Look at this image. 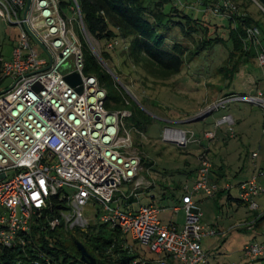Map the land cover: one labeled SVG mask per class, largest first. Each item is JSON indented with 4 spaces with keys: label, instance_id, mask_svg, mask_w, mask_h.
<instances>
[{
    "label": "built area",
    "instance_id": "1",
    "mask_svg": "<svg viewBox=\"0 0 264 264\" xmlns=\"http://www.w3.org/2000/svg\"><path fill=\"white\" fill-rule=\"evenodd\" d=\"M71 1V10L85 29L77 0ZM220 7L236 10L230 0H218L213 12ZM25 8L26 0H0V17L19 27L10 58L0 60V82H10L0 92V248L17 246L24 251L32 226L57 195L65 205L58 209L57 217L46 219L52 230L64 226L66 230L86 231L90 222L85 210L91 208L98 222L116 229L120 238H130L152 253L169 256L154 261L156 264H206L207 254L201 247L205 228L192 195L213 197L221 190L209 180L212 165L207 155H198L190 193L181 198L185 211L181 229L171 218L163 224L161 208L155 203L126 209L128 199H137L144 184L143 156L135 136L124 125L131 112L104 108L105 90L95 77L83 73L82 43L68 25L71 19L61 13L60 0H30L24 14ZM248 36L257 39L259 32L249 29ZM117 43L108 41L105 47L114 49ZM257 62L264 64V52L258 53ZM73 73L80 78L74 86L65 78ZM78 87L82 88L80 93ZM262 96L258 92L257 96L224 97L207 109L211 112L233 99L264 103ZM223 124H234L230 114L217 120V126ZM213 137V132H204V139ZM162 141L186 146L189 137L181 129L165 127ZM257 156L252 153L253 158ZM256 177L237 184L238 200L249 210L258 208L254 197L264 194ZM147 183L148 188L151 182ZM123 186L128 189L123 190ZM231 188L226 182L222 190ZM121 246L131 249L126 243ZM244 255L264 257V243L245 245ZM28 263L60 264L37 247Z\"/></svg>",
    "mask_w": 264,
    "mask_h": 264
},
{
    "label": "rangeland",
    "instance_id": "2",
    "mask_svg": "<svg viewBox=\"0 0 264 264\" xmlns=\"http://www.w3.org/2000/svg\"><path fill=\"white\" fill-rule=\"evenodd\" d=\"M217 1L208 3L217 4ZM230 1L236 5L237 13H246L261 20V10L257 3H248L246 0ZM200 2L201 0H197L192 4L197 7L192 11H198ZM61 13L67 20L71 19L68 25L73 26L84 44L123 92L135 102L136 107L142 108L153 119L144 127H135L136 131L134 126L130 125V117L124 120L125 127L140 144L139 149L143 156L141 176L144 184L138 190V198L130 208L135 209L139 204L155 203L161 208L162 223L168 224L173 204L179 203L182 194L190 193L198 166L197 157L207 146L210 148L208 156L213 164H225V176L232 185L250 178L256 168L260 172L256 173L257 182L264 185V103L233 99L211 112L207 109L224 97L257 96L258 92H263L264 99V64L260 65L256 57L240 65L238 72L231 79H222L216 74L215 68L226 58L227 48L224 44L215 45L213 49L204 51L186 64L178 75L169 80L146 81L132 66L121 64L120 55L126 41L119 38L116 48L107 50L106 42L97 41L83 29L70 5L66 4ZM196 17H206L211 27L217 25V34L226 38L227 18L224 14L213 15L207 10L205 15L198 13ZM18 33L17 25L0 17V59L10 58ZM104 49L109 51L111 59H101L100 53ZM44 55L46 56L45 53ZM9 85L10 82L0 84V92ZM142 99L147 102L143 100L144 105H139ZM224 114L232 116L235 121L232 126L216 125L217 120ZM165 127L187 132L188 144L177 146L175 143L163 142L162 131ZM205 131L213 132L215 137L204 140ZM253 152L258 154L256 158L252 157ZM150 164L152 165L149 166ZM147 182H152L153 186L147 188ZM121 188L128 189L127 186ZM192 198L200 209V223L205 228L206 234L201 238V244L202 250L207 254L206 264H264V257L244 255L245 245L264 243V194L254 197L258 205L256 210H249L246 204L234 200L238 199L236 186L229 192H219L213 197L195 193ZM93 211L86 208V216L91 224L96 223L99 226L98 216H94ZM174 219L178 226H181L185 221L184 209L174 213ZM78 231L80 230H66L64 226H59L51 232L49 239L60 240L65 251L75 255L76 251H79L73 236L79 233ZM76 236L82 241L79 234ZM86 245L88 250L93 252L91 246ZM128 245L137 253H150L146 245L130 238Z\"/></svg>",
    "mask_w": 264,
    "mask_h": 264
},
{
    "label": "trees",
    "instance_id": "3",
    "mask_svg": "<svg viewBox=\"0 0 264 264\" xmlns=\"http://www.w3.org/2000/svg\"><path fill=\"white\" fill-rule=\"evenodd\" d=\"M208 1L212 0H201L198 11H192L197 8L192 5L197 0H77V4L83 26L94 39L107 43L122 38L127 42L121 51V64L132 66L141 73L143 80L165 82L178 75L186 64L204 51L223 44L227 48V55L215 68V72L222 79H231L240 65L248 63L251 58L257 59V52H264V0H246L259 5L261 20L246 13H237V7L231 12L220 7L214 13L216 4H209ZM66 4L71 6L72 1H60V8ZM207 10L213 15L224 14L227 18L225 39L217 34V25L211 27L206 17H196L198 13L205 15ZM249 29L258 30L257 39L248 36ZM80 40L84 59L83 73L95 77L99 86L105 90L104 108L108 111L129 110L130 125L134 128L152 122V117L142 108L136 107L135 102L123 92L84 44L82 37ZM108 52L105 49L101 51V59H111ZM143 100L147 102L142 99L139 105H144ZM135 144L139 148L136 139ZM209 152V149L202 151L208 158ZM144 165L147 166L146 163ZM234 200L239 202L238 199ZM50 205L42 217L37 219L38 224L32 226L31 239L24 251L17 246L0 248V264H29L28 259L36 247L44 249L60 264H90L81 259L80 252L71 255L65 251L60 240L49 239L54 230L46 219L57 217L58 209L64 208L65 200L55 195L51 197ZM78 232L82 241L76 233L73 240L85 247L95 264H156L154 261L158 259H169L166 254L150 251L140 254L132 248H123L121 245H128V238H120L116 229L104 224L98 226L90 223L86 231ZM86 244L91 246L93 252L88 250Z\"/></svg>",
    "mask_w": 264,
    "mask_h": 264
},
{
    "label": "crops",
    "instance_id": "4",
    "mask_svg": "<svg viewBox=\"0 0 264 264\" xmlns=\"http://www.w3.org/2000/svg\"><path fill=\"white\" fill-rule=\"evenodd\" d=\"M234 123H235V121H234ZM215 137V136H214ZM213 137V138H214ZM212 138V139H213ZM204 140H206V139H204ZM204 142V141H203ZM206 149H210L209 148V146H207V147H205L204 148V150H206ZM203 150V151H204ZM202 153V152H201ZM200 153V154H201ZM209 159V158H208ZM197 160H198V157H197ZM210 160V159H209ZM210 162H211V165H212V168H211V171H210V175H209V180H210V182L212 183H216L217 185H218V187L221 189L220 191H218V193L220 192V193H223L224 192V190H222L223 189V187H224V185H225V183L226 182H229V183H231L230 181H228L227 180V178H226V176H225V173H226V166H225V164H223V163H221L220 165H215V164H213V162L210 160ZM199 163V162H198ZM196 169H197V167H196ZM196 171V170H195ZM256 173H260V172H258V168H256V171H255V173L254 174H252V176L253 175H256ZM248 177V176H247ZM247 179H249V177L248 178H246L245 180H247ZM245 180H242V181H245ZM242 181H239L238 183H240V182H242ZM256 181H257V178H256ZM237 183V184H238ZM258 183V182H257ZM259 185H262V186H264L263 184H261V183H258ZM232 186H236V188H237V185H232ZM231 190V189H230ZM229 190V191H230ZM229 191H225V192H229ZM152 198H154V196H152ZM162 198H163V196H162ZM181 198H182V196H181ZM129 201H131V203L129 202V201H127L128 203H129V206L126 208V209H128V210H135V209H133V208H130L131 207V205H132V203L133 202H135V198H132V197H130L129 199H128ZM181 199H179L178 200V204H173V206L171 207V220L175 223V225H176V227H177V229H181L182 228V226H183V224H184V222H183V224L181 225V226H178V224L176 223V221H175V219H174V213L176 214L178 211H180L181 210V206H182V204H181ZM173 208H179L176 212H172V209ZM264 216V215H263ZM201 247H202V244H201ZM203 248V247H202Z\"/></svg>",
    "mask_w": 264,
    "mask_h": 264
},
{
    "label": "water",
    "instance_id": "5",
    "mask_svg": "<svg viewBox=\"0 0 264 264\" xmlns=\"http://www.w3.org/2000/svg\"><path fill=\"white\" fill-rule=\"evenodd\" d=\"M29 4H30V0H26V8H25L24 14L26 13L28 9ZM65 78H66V81L72 86L80 83L79 75L76 73L68 75ZM81 90H82L81 87L77 88V91L79 93L81 92ZM76 247H77V250L80 252V257L83 261H88L90 264H95L94 258L86 251L85 247L80 242H76Z\"/></svg>",
    "mask_w": 264,
    "mask_h": 264
}]
</instances>
